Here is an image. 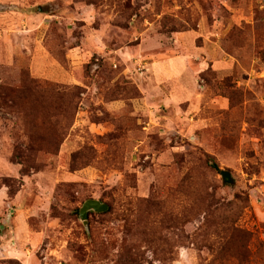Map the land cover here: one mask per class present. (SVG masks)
I'll list each match as a JSON object with an SVG mask.
<instances>
[{
    "label": "rangeland",
    "instance_id": "obj_1",
    "mask_svg": "<svg viewBox=\"0 0 264 264\" xmlns=\"http://www.w3.org/2000/svg\"><path fill=\"white\" fill-rule=\"evenodd\" d=\"M0 264H264V0H0Z\"/></svg>",
    "mask_w": 264,
    "mask_h": 264
},
{
    "label": "water",
    "instance_id": "obj_2",
    "mask_svg": "<svg viewBox=\"0 0 264 264\" xmlns=\"http://www.w3.org/2000/svg\"><path fill=\"white\" fill-rule=\"evenodd\" d=\"M222 175L227 183H231L232 177L228 171H223ZM110 205L106 202H102L99 199L91 198L86 200L80 208V218L87 223L88 214L90 211L94 212H105L109 209ZM4 228V226H2Z\"/></svg>",
    "mask_w": 264,
    "mask_h": 264
},
{
    "label": "trees",
    "instance_id": "obj_3",
    "mask_svg": "<svg viewBox=\"0 0 264 264\" xmlns=\"http://www.w3.org/2000/svg\"><path fill=\"white\" fill-rule=\"evenodd\" d=\"M212 164V166L214 167V168H218V165H217V163H215L214 161L211 163Z\"/></svg>",
    "mask_w": 264,
    "mask_h": 264
}]
</instances>
